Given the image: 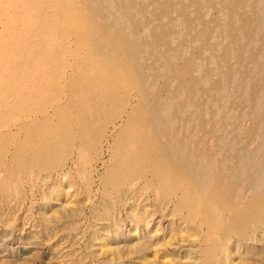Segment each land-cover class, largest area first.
<instances>
[{"label": "bare ground", "instance_id": "bare-ground-1", "mask_svg": "<svg viewBox=\"0 0 264 264\" xmlns=\"http://www.w3.org/2000/svg\"><path fill=\"white\" fill-rule=\"evenodd\" d=\"M1 215L55 264H264V0H0Z\"/></svg>", "mask_w": 264, "mask_h": 264}, {"label": "rangeland", "instance_id": "rangeland-1", "mask_svg": "<svg viewBox=\"0 0 264 264\" xmlns=\"http://www.w3.org/2000/svg\"><path fill=\"white\" fill-rule=\"evenodd\" d=\"M171 16H173V15H171ZM174 32H176V31L170 30V31H168V35L173 36ZM182 37L184 39L189 38V33H186V32L183 33ZM175 42L177 43V42H182V41H176V37H175ZM158 47H161V45L158 44ZM196 84L197 83H195V85ZM38 200H39L38 195L35 193V200H34L35 203H33L30 207V211L33 215H35V217L38 216V214L36 213L37 206L39 203ZM61 201L65 202V199H60L59 201H54V203H53L54 207L57 208L59 203H61ZM50 209L51 208L48 207V208H45L44 211L51 213L52 211H50ZM18 215H19V213L17 214V216ZM2 217L5 218L6 216H3V215L0 216V219H1V221H0V234H1L0 235V264H55L53 262L54 261V256H53L54 251H53L52 246H54L55 243L58 242L59 237L53 238V236L48 235L49 231L46 227L49 225H47L45 227V229L41 230V232H42L41 233L38 231V229H39L38 224L35 225L34 227H31L29 225V223H26L25 224L26 226H23V229H19L20 225L18 224V221H16L17 217L15 215L12 217L11 216L8 217V218H10V221H8V222H5L2 219ZM33 221H34V223H32V221L30 223L31 224L38 223L35 220H33ZM49 223H51V222H48V224ZM50 225H52V224H50ZM141 229L142 228H140L139 233L143 234L145 231H141ZM137 231H138V229H137ZM58 234H61V233H58ZM79 236L81 237V235H77L78 238H79ZM134 236L137 237L138 234H136ZM258 236H263V235H258ZM65 238H66L65 241H68V245H70L69 240H72L71 234L70 235L66 234ZM81 239H82V242L77 241L76 243H78V244H75L73 247H78V248L80 247V250H82L84 247L83 246L84 244H83V238L82 237H81ZM116 240L117 241H115L113 243L118 244L119 247H122L121 244H123V242L120 243L119 238ZM135 240H136V238H135ZM54 241H56V242H54ZM235 241H236V239H235ZM263 242H264V239H263ZM263 242L259 241L258 243H263ZM238 243H240V245L237 247L238 249L236 252L238 254L234 253V256L235 255L238 256L239 254H241V255L243 254V252L241 253L242 244L239 241H238ZM54 247H56V246H54ZM95 247H96V245H95ZM95 247H94V249H95ZM70 248L71 247L69 246V248L67 250H70ZM171 249H173V247L167 248V250H169V251H171ZM98 254H100V253L98 252ZM241 255H239L238 257L235 256V258L237 257L236 259L239 261L244 260L245 258L242 257L243 255L242 256ZM236 259H235V261H237ZM248 260L250 261V264H261L259 261L255 260V257H253V255H250ZM74 262L75 261H73L72 263H74ZM242 262H244V261H242ZM70 263L71 262L68 261L65 264H70Z\"/></svg>", "mask_w": 264, "mask_h": 264}]
</instances>
